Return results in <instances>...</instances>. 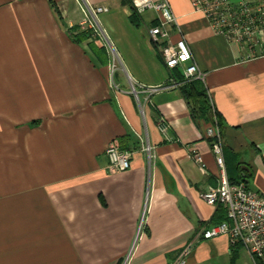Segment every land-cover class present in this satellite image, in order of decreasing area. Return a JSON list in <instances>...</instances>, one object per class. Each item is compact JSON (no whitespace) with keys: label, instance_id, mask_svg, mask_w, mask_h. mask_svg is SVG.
<instances>
[{"label":"crops","instance_id":"crops-1","mask_svg":"<svg viewBox=\"0 0 264 264\" xmlns=\"http://www.w3.org/2000/svg\"><path fill=\"white\" fill-rule=\"evenodd\" d=\"M123 1L53 0L60 20L48 0H0V264H177L187 247L185 264H258L200 237L218 209L202 199L218 184L211 142L150 38L159 14L136 27ZM167 1L170 40H185L223 121L228 178L264 197V35L248 60L188 0ZM87 19L103 52L68 35ZM114 141L126 172L109 168Z\"/></svg>","mask_w":264,"mask_h":264},{"label":"built area","instance_id":"built-area-1","mask_svg":"<svg viewBox=\"0 0 264 264\" xmlns=\"http://www.w3.org/2000/svg\"><path fill=\"white\" fill-rule=\"evenodd\" d=\"M193 14L202 15L209 27L217 35L223 36L229 43L246 48L249 59L262 57V37L264 35V0H188ZM139 14L154 10L159 14L158 25L149 30L152 41L161 46L162 58L169 71L180 69L187 81H204V75L193 63L192 53L184 39L175 43L170 40V28L177 25L171 6L167 0L153 3L151 0H132ZM98 8L97 12H107ZM86 30H94V23L87 19L83 23ZM95 32V31H94ZM96 33V32H95ZM114 68V67H113ZM113 71L111 72V75ZM211 102V100H210ZM212 105V104H211ZM165 133L167 128L161 126ZM210 140L211 152L218 169L215 188L202 195L203 201L212 208L222 207L227 221L208 226L201 230L203 240L227 237L232 245H239L258 264H264V197L248 188L245 183H231L224 159V144L217 128L206 129ZM147 148L146 151H149ZM109 168L119 173L131 168V154L121 150L114 141L105 152ZM192 160L206 172L202 156L193 153ZM190 247L184 249L177 264H185Z\"/></svg>","mask_w":264,"mask_h":264},{"label":"trees","instance_id":"trees-1","mask_svg":"<svg viewBox=\"0 0 264 264\" xmlns=\"http://www.w3.org/2000/svg\"><path fill=\"white\" fill-rule=\"evenodd\" d=\"M53 12L61 20L60 13L57 10V7L53 0H48ZM125 2L130 5L132 9V15L130 17V23L136 27L140 25V14L137 12L133 6L132 0H125ZM158 25V22L156 26ZM70 39L76 44H83L88 42V46L94 52H103V48H97L95 46V36L94 33L90 30H81L80 27H71L67 29ZM175 77L179 83V90L181 95L186 101L188 109L190 111L191 117L194 123L200 128H217L219 133L222 136L223 130V121L220 115L216 112L213 106L210 103L208 97V90L206 89L204 82L200 80L187 81L184 79V76L181 71L175 70ZM210 141V140H209ZM231 183H242L241 179L230 180ZM216 221L214 225L221 224L227 221L226 212L222 207H218L216 214Z\"/></svg>","mask_w":264,"mask_h":264},{"label":"water","instance_id":"water-1","mask_svg":"<svg viewBox=\"0 0 264 264\" xmlns=\"http://www.w3.org/2000/svg\"><path fill=\"white\" fill-rule=\"evenodd\" d=\"M123 4H125V2L123 1ZM65 25V24H64Z\"/></svg>","mask_w":264,"mask_h":264}]
</instances>
